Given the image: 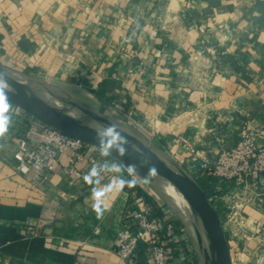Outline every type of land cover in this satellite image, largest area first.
I'll return each mask as SVG.
<instances>
[{"label": "crops", "instance_id": "0c3cea01", "mask_svg": "<svg viewBox=\"0 0 264 264\" xmlns=\"http://www.w3.org/2000/svg\"><path fill=\"white\" fill-rule=\"evenodd\" d=\"M0 64L87 124L95 119L69 105L147 133L180 169L190 146L215 161L245 124L260 129L264 145V0H0ZM0 117L1 264H127L115 250L118 232L128 209L144 203L121 168L94 177L82 165L74 186L63 156L40 190L15 168L29 114L0 98ZM196 173L233 264L254 261L264 252V179L244 188ZM151 201L165 235L185 230L169 248L173 260L182 253L193 264L188 223Z\"/></svg>", "mask_w": 264, "mask_h": 264}, {"label": "built area", "instance_id": "2783aa9c", "mask_svg": "<svg viewBox=\"0 0 264 264\" xmlns=\"http://www.w3.org/2000/svg\"><path fill=\"white\" fill-rule=\"evenodd\" d=\"M29 117V125L18 139L14 159L16 170L27 177L32 186L44 190L61 158L67 156L64 169L70 185L75 186L81 181L82 165L94 177L114 176L119 167L125 173L130 188L133 189L138 184L144 190L140 175L114 156L30 114ZM260 133L259 128L245 124L234 145L220 150L213 162L207 159L204 151L190 146L191 155L185 161L188 167H183L182 170L196 178V170L199 168L221 181L232 182L244 188L252 187L264 179V145L258 143ZM138 198L144 204L126 212L115 244L117 254L127 264H191L189 256L181 253V261L175 262L169 252L170 247L176 249V245L181 244V230L174 228L165 235L167 226L162 223L161 216L155 214L156 203L149 202L142 194ZM188 225L190 233L197 237L195 228L189 223ZM256 234H261L260 229H257ZM142 248L146 250L145 259H139L138 252ZM254 262L264 264L263 251L254 256Z\"/></svg>", "mask_w": 264, "mask_h": 264}, {"label": "water", "instance_id": "95a60500", "mask_svg": "<svg viewBox=\"0 0 264 264\" xmlns=\"http://www.w3.org/2000/svg\"><path fill=\"white\" fill-rule=\"evenodd\" d=\"M41 87L43 86L41 85ZM0 98L16 105L42 122L109 153L128 165L140 176H148L150 173L162 175L178 189L187 200L192 212L199 218L205 240L210 242L218 264H233L229 241L219 214L205 190L194 177L179 167H173L160 157L150 145L125 129L118 127L109 118L87 113L95 120L104 123L112 133L98 129L52 107L47 101L30 95L24 85L8 73L1 64Z\"/></svg>", "mask_w": 264, "mask_h": 264}, {"label": "rangeland", "instance_id": "374dc122", "mask_svg": "<svg viewBox=\"0 0 264 264\" xmlns=\"http://www.w3.org/2000/svg\"><path fill=\"white\" fill-rule=\"evenodd\" d=\"M12 71H8V73L10 74H14ZM27 78V77H26ZM29 79V78H28ZM30 80V79H29ZM33 82V83H31ZM30 83H28L30 85V87L32 88H36V87H41L40 83L34 82L31 80ZM36 84V85H35ZM40 89H42L44 92L48 93L49 95H51V93L47 92V90H45L43 87H41ZM59 105H63V104H59ZM65 107H67L66 109H68V106L63 105ZM70 108H72V110H76L77 112H79L81 115H85V117L87 116L86 112H83L79 109H75L74 107H76L75 105H69ZM61 107V106H60ZM108 118V117H107ZM111 120V119H110ZM93 123L96 128L101 129L103 131L106 132H110L112 133V131L102 122L98 121V120H93ZM115 124L118 127H121L123 129H125L126 131H128L129 133L137 136L139 139H141L142 141H144V143H146L147 145H150L151 148L160 155V157H162L165 161H167L168 163H170L173 167H177L178 165L175 164V162L173 161V159H170L169 157H167V154H165L161 149L157 148V146L153 143L155 140L153 138H150L147 133H142L138 130H136L135 128H133L132 125L127 124L126 122H121V121H116ZM155 138V137H154ZM154 140V141H153ZM141 177V183L143 185V188L145 190V192L150 195V197H155L161 204L162 206L165 207V209H168V205L172 207H174V212L173 215L177 216L178 218L180 216H182L181 218L188 221V223L193 226L195 228V233L197 237H194L192 234V237L194 239V241H196L197 243V248L195 251V262H193V264H207L206 263V256L208 253V250L206 248V238H205V234H204V230L202 229V227H200V221L199 218L197 217V215L195 214H191V218L180 214L179 216V210L178 207H176L170 200H168L160 191V189L154 184L153 180L150 179L148 176H140ZM160 191V192H159ZM174 205H172L170 202ZM192 219V220H191ZM197 221V222H196ZM199 222V223H198ZM185 230L181 229V233H184ZM202 243V244H201ZM204 246V247H203ZM234 264H255L254 261L249 262V260L245 259L244 257L242 259H238V257L236 256L234 259Z\"/></svg>", "mask_w": 264, "mask_h": 264}, {"label": "bare ground", "instance_id": "6f19581e", "mask_svg": "<svg viewBox=\"0 0 264 264\" xmlns=\"http://www.w3.org/2000/svg\"><path fill=\"white\" fill-rule=\"evenodd\" d=\"M11 75L14 78L18 79L24 85L26 91L30 95H33V96H35L38 99L43 100V101H50L52 99L51 95H49L48 93H46L42 89H40L41 87L40 88L39 87H36V88L30 87V85L28 83H30L31 80H29L28 78L17 75V74H11ZM148 177L153 180L154 184L160 189L161 193L168 200H170L176 207H178L179 214H183V215H186V216L191 218L192 210H191L187 200L182 196V194L178 191V189L173 184H171L162 175L157 174V173H150V174H148ZM200 227H202L201 224H200ZM206 248L208 250V253L206 256V260H207L206 263L207 264H218L216 254H215V252H214L209 241H206Z\"/></svg>", "mask_w": 264, "mask_h": 264}, {"label": "trees", "instance_id": "16d2710c", "mask_svg": "<svg viewBox=\"0 0 264 264\" xmlns=\"http://www.w3.org/2000/svg\"><path fill=\"white\" fill-rule=\"evenodd\" d=\"M133 191H136L137 194L139 195H144L148 200H151V197L144 192V190L140 187V185L136 184V186H134V188L132 189ZM160 210L159 207L156 205V209H155V214H159Z\"/></svg>", "mask_w": 264, "mask_h": 264}, {"label": "clouds", "instance_id": "9594fccd", "mask_svg": "<svg viewBox=\"0 0 264 264\" xmlns=\"http://www.w3.org/2000/svg\"><path fill=\"white\" fill-rule=\"evenodd\" d=\"M7 118L6 117H0V120H6Z\"/></svg>", "mask_w": 264, "mask_h": 264}]
</instances>
